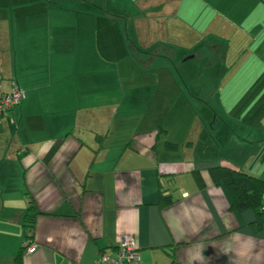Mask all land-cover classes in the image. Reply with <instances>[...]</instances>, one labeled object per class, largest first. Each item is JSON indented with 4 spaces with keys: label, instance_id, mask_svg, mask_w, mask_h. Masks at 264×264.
I'll return each instance as SVG.
<instances>
[{
    "label": "crops",
    "instance_id": "crops-1",
    "mask_svg": "<svg viewBox=\"0 0 264 264\" xmlns=\"http://www.w3.org/2000/svg\"><path fill=\"white\" fill-rule=\"evenodd\" d=\"M263 77L264 0H0V264H264L207 172L264 180Z\"/></svg>",
    "mask_w": 264,
    "mask_h": 264
},
{
    "label": "trees",
    "instance_id": "trees-1",
    "mask_svg": "<svg viewBox=\"0 0 264 264\" xmlns=\"http://www.w3.org/2000/svg\"><path fill=\"white\" fill-rule=\"evenodd\" d=\"M260 80V84H264V77ZM258 104L259 106H257V109L255 110L253 116L246 118L248 122L255 121V119L259 115L264 113V99ZM207 172L212 184L222 187L227 193V196L230 200V211H254L257 214V221L255 222V225L257 227H260V223L264 221V180L251 176L243 170L225 166H215L210 168ZM193 177L198 188L203 189L205 186V182L203 180L201 172L195 171L193 173ZM160 203L162 205H168L171 203V201L167 197H161ZM33 209L34 205L32 202H30L28 211H32ZM29 220H31V218L27 214L24 218V221L26 223L25 226L27 228H31L27 234V239L31 241L33 236V227H31L32 223L29 225ZM118 247L119 245L117 246V248ZM20 257L21 252H19V255L16 258L18 263L20 262ZM137 264H140V260Z\"/></svg>",
    "mask_w": 264,
    "mask_h": 264
},
{
    "label": "built area",
    "instance_id": "built-area-1",
    "mask_svg": "<svg viewBox=\"0 0 264 264\" xmlns=\"http://www.w3.org/2000/svg\"><path fill=\"white\" fill-rule=\"evenodd\" d=\"M23 100L24 93L16 85H13L12 90L6 93L2 90L0 83V118L13 111ZM25 247L27 253H32L35 250V247L30 243L25 245ZM139 260L138 248L133 238L123 237L113 258L101 252L98 254L94 264H137Z\"/></svg>",
    "mask_w": 264,
    "mask_h": 264
},
{
    "label": "rangeland",
    "instance_id": "rangeland-1",
    "mask_svg": "<svg viewBox=\"0 0 264 264\" xmlns=\"http://www.w3.org/2000/svg\"><path fill=\"white\" fill-rule=\"evenodd\" d=\"M260 124H263L264 125V115H263V117L262 118H258V119H256V121H255V127H257V125H260ZM231 127H236V124H229ZM256 133H257V131H256ZM257 137V136H256ZM264 171V170H263ZM264 176V175H263Z\"/></svg>",
    "mask_w": 264,
    "mask_h": 264
}]
</instances>
